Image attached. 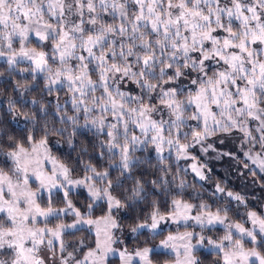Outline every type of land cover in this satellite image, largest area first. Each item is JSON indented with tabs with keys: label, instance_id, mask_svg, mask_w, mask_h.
Wrapping results in <instances>:
<instances>
[{
	"label": "snow or ice",
	"instance_id": "6c2138e0",
	"mask_svg": "<svg viewBox=\"0 0 264 264\" xmlns=\"http://www.w3.org/2000/svg\"><path fill=\"white\" fill-rule=\"evenodd\" d=\"M0 63L20 77L0 102V264H158L155 248L163 264H202L201 249L264 264V212L226 183L185 199L179 166L209 180L194 150L239 134L244 169L264 174V0H0ZM81 135L73 163L53 155L54 138L75 151ZM126 216L137 237L193 230L129 249Z\"/></svg>",
	"mask_w": 264,
	"mask_h": 264
},
{
	"label": "trees",
	"instance_id": "16d2710c",
	"mask_svg": "<svg viewBox=\"0 0 264 264\" xmlns=\"http://www.w3.org/2000/svg\"><path fill=\"white\" fill-rule=\"evenodd\" d=\"M7 65H4L2 63H0V73L5 72ZM9 79L12 80V83L15 82L16 79H20V77H12L9 78L7 73H5V75L3 77H0V91H2L4 88L7 89V94L6 95H2L0 96V102H3L4 106L6 107V103H7V95H11L12 94V85L9 83H6V81H8ZM30 77L28 78V81H30ZM28 81H23L21 80L22 83L24 82H28ZM37 93H33L32 95L35 96ZM66 94L64 92L60 93V99H61V103H63L64 99H65ZM32 97L30 96L29 99H31ZM69 109L71 108V105L69 103L68 105ZM82 122V121H81ZM194 123V122H193ZM15 126V125H13ZM60 139L59 137H56L53 139V142L51 144V148H52V153L54 156H57L58 158H60L61 160H64L66 162L69 163H73L77 157V154L79 152V147L80 145H82L83 143H85L86 138L84 136H78L77 141H76V150L73 151L72 148H70L66 142V140L61 141V143L57 144L56 140ZM200 152V151H199ZM201 153V152H200ZM202 154V153H201ZM242 161L244 160L243 158H240ZM173 168L175 169V163H174V156H173ZM182 164V162H179V166ZM234 165L231 166L229 172L227 173V177L221 175V176H215L214 175V179L212 183L206 184L208 181H203V184H199L197 182H193L188 174L187 176H184L183 173H181V175L184 177V179H186L188 181V184L190 185V187H188L187 189L184 190V198H187L189 189L192 188L191 185H195V189L198 190V192H200L202 194V198L203 199H210L208 193L209 191L213 190L214 186L216 183H221V184H225L228 189L233 190V191H238L241 192L247 196H249V206L252 207L255 210L261 211L263 212L261 205L264 204V189H262L260 187V184L262 182L261 176L263 174H258L256 177H253L251 175V173L246 170V169H240L238 170V167H236V169L232 168ZM183 169V167H180ZM243 173V175L241 174ZM240 174V175H239ZM255 180V183H253V181ZM230 182H237L238 186H234V185H230ZM236 183V184H237ZM205 185H207V187H204ZM207 190V191H206ZM252 196L257 197L258 199H251ZM74 199H76L77 203L80 205H83L85 202V194L81 193L79 197H74ZM161 200H164V197H161ZM57 206H62V205H57ZM144 205H141V208H144ZM162 211H166L167 210V206L166 205H162ZM145 211H149V209L145 208ZM137 212H139V209H137ZM96 215H100V211L99 208L97 209V212L95 213ZM130 216H135L136 213H131L129 214ZM121 224L124 226V229H128L129 226L131 225L132 221L131 219H129L127 216L123 219H121ZM164 233V232H163ZM217 234H222V231L217 232ZM85 235L84 233H77V235L75 237H70L69 239H79L80 236ZM88 238L85 241L86 247L84 248V250L87 249V247L92 246L94 244V236L92 233H88ZM139 236H143L140 237ZM138 236V238L136 239L138 244L141 243H148L149 242V238L147 236V232H143V234H140ZM161 238L162 235L156 236ZM198 257L200 258L202 264H212V261L216 258L214 255L209 254L208 252L202 251L200 250L197 253ZM152 258L155 262H158L159 264L163 263L164 260L168 259L169 256L166 252H153L152 253ZM113 260V263L110 264H115L118 263L117 259H111Z\"/></svg>",
	"mask_w": 264,
	"mask_h": 264
},
{
	"label": "rangeland",
	"instance_id": "374dc122",
	"mask_svg": "<svg viewBox=\"0 0 264 264\" xmlns=\"http://www.w3.org/2000/svg\"><path fill=\"white\" fill-rule=\"evenodd\" d=\"M238 136H239V134H233L231 136H224L223 134H221V135H218V136L210 137L205 142V145H207L208 143L213 144V146L216 149V151L209 150L208 153L204 154V153L201 152L199 146H197V148L194 150L193 154L198 157V161L200 163H203V164L207 165V168L205 169V172L210 176V179L206 180V181H208L206 184L212 183L213 180H216V179L213 178L214 175L215 176L223 175L224 177L225 176L227 177V173L229 172V170H230L232 165H234L232 167L233 169L234 168L236 169V167H238V170L244 168L241 159H240L239 162L237 160L231 159V158H229L227 156H223V157L217 159V154L220 153V152H233L237 156H239L240 158L244 159L243 152L240 151V140L238 139ZM221 140H223L224 143H220ZM173 156H174V163H176L175 162V154L174 153H173ZM181 162H182V164L180 165V167L188 169V176L193 182H197L199 184H203L204 183L203 181H199V179L197 177H195V175L191 172V169H190L189 165H191L193 163V161H191V160H181ZM49 167H51V165H49ZM209 169L211 170L210 172L208 171ZM236 183L237 182H230V185L238 186V183L237 184ZM204 187H207V185H205ZM196 192H198V190L190 188L186 199H189L190 196L195 197ZM191 202L199 203L200 201L198 199H192ZM262 210L264 212V207L262 208ZM241 211L243 212L244 209H241ZM69 219H71V218H69ZM53 223H55V221ZM185 230L191 231L193 229L192 228L185 229L182 226L169 223L166 226H163L162 232H164V233L162 234L161 238H159V237H154L153 238L151 233L147 232V230H144L143 232H147V236L149 238L148 239L149 242L148 243H141V244L137 243L136 239L138 237L134 236L133 234H131L128 231V229H124L123 232L117 231L116 235L119 236L122 240L125 241V243H126V245H127V247L129 249H133V248H135L137 246H150L151 247V246L159 245L160 240H162L170 232L175 234L177 232H183ZM196 230L198 231V229H196ZM92 234L94 236V233H92ZM212 235L219 236V235H222V234H217V232H213ZM140 237H143V236H139V238ZM94 244H95V236H94ZM94 244H93V247H94ZM115 247H124V245H115ZM201 250L207 252V250H205V249H201ZM84 251H87V249L84 250ZM159 251L167 253V250H163V249H159V248H155L154 249V252H159ZM80 255H83V252H81ZM111 259H117L118 263H115V264H120V261H119L118 257H109L110 263H113V260H111ZM161 264H163V263H161Z\"/></svg>",
	"mask_w": 264,
	"mask_h": 264
}]
</instances>
